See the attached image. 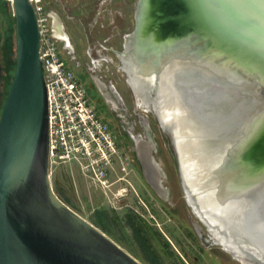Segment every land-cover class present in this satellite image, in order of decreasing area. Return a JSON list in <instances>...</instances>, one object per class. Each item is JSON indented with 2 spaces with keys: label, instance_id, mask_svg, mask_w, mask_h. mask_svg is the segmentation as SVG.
<instances>
[{
  "label": "water",
  "instance_id": "water-1",
  "mask_svg": "<svg viewBox=\"0 0 264 264\" xmlns=\"http://www.w3.org/2000/svg\"><path fill=\"white\" fill-rule=\"evenodd\" d=\"M8 1L14 17L15 60L0 111V264H143L79 214L74 201L66 203L53 191L48 156L47 91L38 51L36 13L30 0ZM143 1L137 2L134 29L121 56L131 88L124 63L126 57L133 62L134 40L140 46L141 59L153 56L154 62L166 64L165 80L182 90H188L181 77L184 68L191 65L201 71L205 80L213 81L208 85L212 88L219 89L216 86L219 81L224 82L221 89L227 90L226 84H229L235 93L239 91L232 85L242 81L264 86V0ZM48 14L54 36L70 48L60 15L55 11ZM191 78L197 82L202 77ZM159 83V75L153 71L146 87L150 100L157 96ZM190 90L194 93L193 86ZM182 99L184 106L189 107L185 113L192 121V142L216 154L215 163L220 165L219 178L212 179L210 184H215L217 190L224 189L227 181L237 185L238 191L250 185L256 187L264 179V119L261 120L264 109L243 124L240 133L225 135L233 127L229 115L230 124L216 133L208 123L210 113L202 110L200 103L196 109ZM150 109L169 133L181 186L197 213L195 206H200V202L188 199L171 128L173 120H161L155 108ZM200 111L208 118L200 115ZM197 128L204 133H199ZM219 136L226 139L220 141ZM230 140L235 141L231 147ZM138 142L144 178L161 194L162 189L148 179L141 159L142 144L149 143L142 137H138ZM248 154H253L252 160L247 158ZM259 198L263 203L264 188Z\"/></svg>",
  "mask_w": 264,
  "mask_h": 264
},
{
  "label": "rangeland",
  "instance_id": "rangeland-1",
  "mask_svg": "<svg viewBox=\"0 0 264 264\" xmlns=\"http://www.w3.org/2000/svg\"><path fill=\"white\" fill-rule=\"evenodd\" d=\"M136 2L42 0L47 12L60 15L71 41V47L63 50L64 58L85 84L100 115L117 134L127 160L122 194L118 193L120 182L103 187L66 164L52 167L53 191L66 203L74 201L79 214L143 264H242L217 243H205L196 231L198 227L200 233L207 234L184 201L169 133L162 128L155 113L136 99L127 82L118 50L124 34L134 29ZM7 37L11 40L9 54L14 58V17L10 2L0 0V111L12 75V65L7 64ZM203 77L197 81L200 93H194L202 97L199 105L205 112L229 115L233 127L225 135L229 130L230 134L240 133L243 124L264 109V86L242 81L232 85L239 91L235 93L229 84H226L227 90L221 89L223 81H219L220 86L216 85L219 89L207 87L213 81ZM138 137L152 145L153 162L161 173V194L144 178ZM223 138L226 139L219 136L220 141ZM117 174L119 170L111 177Z\"/></svg>",
  "mask_w": 264,
  "mask_h": 264
},
{
  "label": "bare ground",
  "instance_id": "bare-ground-1",
  "mask_svg": "<svg viewBox=\"0 0 264 264\" xmlns=\"http://www.w3.org/2000/svg\"><path fill=\"white\" fill-rule=\"evenodd\" d=\"M141 54L140 46L134 40L131 52L133 62L128 61L126 57L124 67L129 72L128 79L136 99L140 100L147 108L154 107L161 120H173L171 128L181 159L188 199L191 202H200V206H195L197 213L225 248L232 250L238 257H261L264 255V215L261 213L264 202H260L259 196L264 188V179L256 187L250 185L249 188L242 191L235 190L238 187L237 185L232 186L231 181H227L224 189L220 188V190L215 188V184H210L212 179L216 181L219 178L221 172L218 166L220 167V165L215 163L216 154L214 155L206 148L192 142L190 138L192 121L189 115L185 113V109L187 110L189 107L187 105L184 106L182 101V98H184L186 104H193L196 109V104L200 103L201 105V102H197L195 98L201 96L199 95L198 83L191 78L193 72L189 73L188 77H181L183 85L188 88V90H182L179 86L165 80L168 72L166 64L154 62L153 56L141 59ZM193 67L194 65H191L188 68L194 70ZM181 68V66H178V69L182 70L183 68ZM153 71L158 73L160 83L157 96L150 100L146 94V87L148 86L147 79L153 75ZM203 78L205 80V77ZM211 79L214 78L211 77ZM192 86L194 92L199 91V93L195 95L190 90ZM199 114L202 115L201 111ZM202 116L204 118L209 116V126L216 133L230 124V118L227 115L220 116L219 114L213 115L210 113L208 116L205 114ZM263 119L264 115L261 120ZM261 120L260 122L262 123L264 120ZM197 131L201 134L204 133V130L198 128ZM141 152L142 163L148 179L161 191V174L155 162H153L151 146L147 143L142 144ZM252 155L248 154L246 156L252 160L254 157ZM259 204L260 207L258 206ZM251 249L252 252H250Z\"/></svg>",
  "mask_w": 264,
  "mask_h": 264
},
{
  "label": "built area",
  "instance_id": "built-area-1",
  "mask_svg": "<svg viewBox=\"0 0 264 264\" xmlns=\"http://www.w3.org/2000/svg\"><path fill=\"white\" fill-rule=\"evenodd\" d=\"M39 31V58L47 91L49 169L76 164L80 172L108 187L126 155L118 136L91 102L85 84L64 58L67 48L52 32L42 0H30ZM122 194L124 187H120Z\"/></svg>",
  "mask_w": 264,
  "mask_h": 264
},
{
  "label": "flooded vegetation",
  "instance_id": "flooded-vegetation-1",
  "mask_svg": "<svg viewBox=\"0 0 264 264\" xmlns=\"http://www.w3.org/2000/svg\"><path fill=\"white\" fill-rule=\"evenodd\" d=\"M137 2H138V0H137ZM137 2H136V7H137ZM131 34V33H130ZM129 33L128 34H124V36H123V42H122V44H121V48L118 50V52H119V58H120V62L122 63V61H121V56H122V52L124 51V49H125V43L127 42V39H128V36L130 35ZM62 43H63V41H61ZM70 43H71V41H70ZM73 50H74V48H73ZM75 50H76V48H75ZM123 71H124V69H123ZM193 72V76L192 77H195V78H197V77H202V74H201V71L200 70H191V69H185L184 70V73H183V76H187L188 77V75H189V73H192ZM186 73V74H185ZM200 73V74H199ZM195 74V75H194ZM197 76V77H196ZM100 93V92H99ZM101 95V94H100ZM103 96V95H102ZM104 98V97H103ZM196 98V101L197 102H199L200 101V99H201V97H199V96H197V97H195ZM232 144L234 145L235 144V141L234 140H230V143H229V146L231 147L232 146ZM56 165H59V164H56ZM66 165H68V164H66ZM53 166H55V165H52L51 166V168L49 169V172H51V170H52V167ZM68 166H70V168L71 167H75V168H77L78 170H79V168H78V166L76 165V164H71V165H68ZM115 169H116V171L117 170H119L120 171V174H117L116 175V177H111V175H110V179H111V182H110V185L108 186V187H110V186H113L116 182H120V184H122V186L121 187H124L123 186V184H124V182H125V180H126V178H125V173H123L125 170H124V168H123V166L121 165V163H120V161L119 162H117V164H116V167H115ZM80 171V170H79ZM180 177V176H179ZM181 189H182V195H183V198H184V201H185V203H186V205H187V207L189 208V210L191 211V213L197 218V220L202 224V225H204V227H205V229L207 230V234H205V235H203L202 233H200V229L198 228V227H196L195 229H196V231L200 234V236L202 237V240L205 242V243H217L218 245H220L221 246V248L223 249V250H225L223 247H222V245H221V243L218 241V238L214 235V234H212V232L210 231V229H209V227H208V225L197 215V213L192 209V206H191V204H189V202H188V200H187V198H186V195H185V193H184V190H183V188H182V186H181ZM69 201V200H68ZM263 208H262V210H261V213L264 215V204H263V206H262ZM225 251H227V250H225ZM230 255H231V257L234 259V260H238L240 263H242V264H264V255L262 256V257H249V256H245V257H238L237 255H235L234 253H231V252H229V251H227Z\"/></svg>",
  "mask_w": 264,
  "mask_h": 264
},
{
  "label": "trees",
  "instance_id": "trees-1",
  "mask_svg": "<svg viewBox=\"0 0 264 264\" xmlns=\"http://www.w3.org/2000/svg\"><path fill=\"white\" fill-rule=\"evenodd\" d=\"M5 45H6V48H7V64H11L12 65V72H13V67H14V58H11V54H9V53H11V40H10V38L9 37H7L6 38V41H5ZM10 79H11V77H10ZM9 83H10V80H9ZM8 86H9V84H8ZM7 90H8V87H7ZM7 90H6V93H7ZM6 93L4 94V99H5V95H6ZM4 99H3V102H4ZM2 105H3V103H2Z\"/></svg>",
  "mask_w": 264,
  "mask_h": 264
}]
</instances>
